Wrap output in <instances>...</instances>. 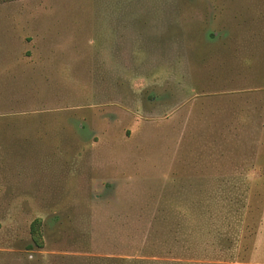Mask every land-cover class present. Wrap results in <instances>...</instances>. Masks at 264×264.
I'll return each mask as SVG.
<instances>
[{
  "label": "rangeland",
  "instance_id": "374dc122",
  "mask_svg": "<svg viewBox=\"0 0 264 264\" xmlns=\"http://www.w3.org/2000/svg\"><path fill=\"white\" fill-rule=\"evenodd\" d=\"M0 264H264V0H0Z\"/></svg>",
  "mask_w": 264,
  "mask_h": 264
},
{
  "label": "trees",
  "instance_id": "16d2710c",
  "mask_svg": "<svg viewBox=\"0 0 264 264\" xmlns=\"http://www.w3.org/2000/svg\"><path fill=\"white\" fill-rule=\"evenodd\" d=\"M37 223L38 222H34L33 224H32V226H31V235H32V237H33V240L36 242L38 239H39V237H38V229H37Z\"/></svg>",
  "mask_w": 264,
  "mask_h": 264
}]
</instances>
